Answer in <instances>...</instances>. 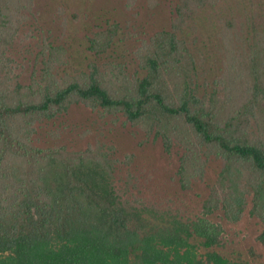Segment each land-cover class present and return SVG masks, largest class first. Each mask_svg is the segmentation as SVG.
<instances>
[{
	"label": "trees",
	"instance_id": "16d2710c",
	"mask_svg": "<svg viewBox=\"0 0 264 264\" xmlns=\"http://www.w3.org/2000/svg\"><path fill=\"white\" fill-rule=\"evenodd\" d=\"M222 1L177 0L168 25L136 46L133 71L105 60L72 74L62 70L69 46L46 34L37 0H0V264H256L263 258L253 247L241 248L235 228L249 213L264 240V7L253 0L243 37L225 19L220 73L210 79L193 50L198 37L189 35L197 33L202 10ZM98 19L87 35L98 57L120 33L139 34L115 16ZM27 40L36 50L28 81L26 60L16 56ZM76 105L177 154L183 191L204 182L218 162L206 196L192 206L174 198L178 190L158 195L143 183L137 154H120L102 138L84 149L37 146L41 127L63 124Z\"/></svg>",
	"mask_w": 264,
	"mask_h": 264
},
{
	"label": "rangeland",
	"instance_id": "374dc122",
	"mask_svg": "<svg viewBox=\"0 0 264 264\" xmlns=\"http://www.w3.org/2000/svg\"><path fill=\"white\" fill-rule=\"evenodd\" d=\"M177 0H37L41 11V24L47 35L59 43H66L70 50L68 65L62 70L68 73L86 71L91 61L102 62L112 60L124 62L131 71L137 66L134 59V50L139 43L147 39V33L155 29H162L170 22V8ZM261 8L264 0H255ZM253 0H223L220 5L207 7L202 10L196 20L198 31L190 34V41L195 36L198 42L193 50L199 55L202 71L208 73L213 79L220 73L222 56L220 54V34L226 20L236 23L235 32L238 37L246 36L250 30L249 17L252 16ZM153 12L155 15H152ZM165 15H163V14ZM99 16L102 18L115 16L123 23L130 22L139 34L134 36L129 32H122L117 39L114 48L103 57H98L89 49L87 35L90 28L97 23ZM157 25L158 28H151ZM31 40H27L16 56L20 60H26L27 69L24 79L30 80L33 61L36 50L31 46ZM19 48V46H18ZM31 50L33 52H31ZM202 50L205 60L199 51ZM221 56V57H220ZM57 123L43 125L36 138L39 147H50L54 145H68L71 148L84 149L88 143L104 140L109 144H115L120 149V154L135 152L137 154L136 166L138 171L144 170L142 181L154 186L153 190L158 195L178 190L179 195L174 196L176 200L187 198L193 206L196 201L206 196L207 182L211 181L219 170V163L215 162L210 168L204 182H200L193 190H181L176 172L179 166L177 154L168 155L164 152L162 143H143L141 134L134 135L131 129H124L121 124L111 121H103L83 105L73 106L71 113L61 118ZM58 134V135H57ZM122 155L121 157H123ZM237 240L243 243L241 248L248 253L250 248H255L263 255L256 259V264H264V240L262 226L259 220L247 214L244 221L236 228Z\"/></svg>",
	"mask_w": 264,
	"mask_h": 264
}]
</instances>
